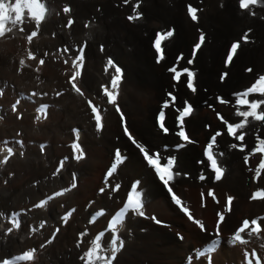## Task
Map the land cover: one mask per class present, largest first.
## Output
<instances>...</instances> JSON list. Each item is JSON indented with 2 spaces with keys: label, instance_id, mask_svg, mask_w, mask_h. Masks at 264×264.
<instances>
[{
  "label": "bare ground",
  "instance_id": "obj_1",
  "mask_svg": "<svg viewBox=\"0 0 264 264\" xmlns=\"http://www.w3.org/2000/svg\"><path fill=\"white\" fill-rule=\"evenodd\" d=\"M40 2L45 6V18L39 26L28 17L25 7L23 23L13 27L6 22V29L11 30L0 36V263L8 256L31 251L34 257L20 264H101L102 255L112 253L115 239L123 243L112 264H183L192 249L211 237L209 231L218 213L225 214L220 226L223 241L213 264L237 262L242 250L251 247H257L264 258V230L245 234L247 241L243 244L232 245L226 239L242 218L264 213V198L249 201L256 188H264V169H258L261 154L253 150L257 138L264 139V121L249 117L238 131V135L244 134L243 142L225 134L219 136L213 150L225 168L224 177L218 182L211 175L204 181L197 179L207 170L203 144L215 128L224 126L215 118V112H222L225 121L244 120L238 115L240 109L232 106L234 93L264 68V0L251 5L250 11L241 10L238 0ZM187 4L198 9L196 22L188 18ZM0 6L12 14L11 5ZM65 6L70 9L68 13L63 11ZM16 8L12 14L15 19ZM134 8L142 16L129 21ZM159 29L175 31L163 42L164 59L157 62L150 41ZM33 31L37 35L29 42L27 37ZM201 31L205 42L193 58ZM246 32L248 41L241 42L233 61L224 65L228 44ZM83 43L86 47L81 76L75 81L81 93H77L70 77L76 70L72 62ZM30 52L33 58H29ZM173 52L183 53V59L178 61ZM109 59L114 67L108 65ZM190 59L192 64H188ZM174 64L194 70L195 92L184 87L185 76L178 82L171 79ZM248 64L252 71L245 73L242 70ZM115 67H123L124 72L119 85L113 88L110 81L116 75ZM224 73L227 75L221 79ZM105 87L115 92V103L105 98ZM218 92L227 103H214ZM169 93L177 94L176 105L185 100L194 102V111L185 123L194 144L177 140L173 129L163 135L155 125L154 115ZM87 100L99 106V129ZM41 103L49 104L46 117L36 114ZM117 104L126 114L130 131L150 151L157 149L162 157H177L172 186L191 208L195 220L205 226L204 232L169 202L152 169L124 137L113 108ZM165 109L172 128V104ZM241 143L244 150H240ZM114 147H119L127 158L103 182ZM133 179L139 180L144 215L128 211L119 229L106 232L98 244H93L94 233L104 227L108 215L120 205ZM100 187L104 188L101 193ZM209 187L214 188V199L205 197L201 202L194 198V191ZM227 194L234 196L229 212L224 209ZM43 200L46 202L41 205ZM158 221L166 225L160 226ZM191 264H203V260Z\"/></svg>",
  "mask_w": 264,
  "mask_h": 264
},
{
  "label": "snow or ice",
  "instance_id": "obj_2",
  "mask_svg": "<svg viewBox=\"0 0 264 264\" xmlns=\"http://www.w3.org/2000/svg\"><path fill=\"white\" fill-rule=\"evenodd\" d=\"M19 3V7H20V18L19 19H15V16L13 17V13H15V8L17 6V0H15V3H6L5 0H0V4H5V5H11L12 8L10 9V11H12L11 15H8L5 17V19L3 20V29L0 30V36L4 35V32L6 30H11V29H6V22H10L12 24V26L14 27L17 23H23L24 20V9L25 7L27 8V12H28V17L30 19H34L37 26H39L40 22L45 18V6L43 3L40 2V0H18ZM125 3H127V0H125ZM258 3V0H249V2H246V0H238V6L241 10H249L250 11V6L251 5H256ZM139 7V4L136 5V8ZM33 8H36L38 10V14H33ZM63 11L65 13H68L70 11L69 7L65 6L63 8ZM134 15H130L128 16V20L129 21H133L136 19H139L142 16V13L136 12L135 8H134ZM187 12L191 18L192 21L196 22L198 20V9L196 7H193L191 5H188L187 7ZM72 24V20L68 21V26H71ZM22 30V29H21ZM174 29L173 30H169L166 33H157L154 39V49L158 54V60L157 62H159L160 60L164 59V50L162 49V42L168 40L169 38H171L174 35ZM251 30H249L250 32ZM37 35V31H33L28 37V41L31 42L33 37H35ZM249 39V34L246 32L242 35V37L240 38V40H237L236 42H233L230 46V50L226 55V66L228 64H230L233 61V58L237 55L238 49L241 47V40L244 42H247ZM205 42V35L204 33L201 31L200 35H199V42L194 44L193 47V58L195 57L196 53L198 50L201 49L202 45ZM65 51H68L67 49H65ZM29 58H33L32 53H29ZM180 59H183V56L181 54L180 57H178V61ZM77 61H80L79 64H77ZM39 63L42 65L44 64V60L41 59L39 61ZM65 63H67V61H65ZM193 63V59L188 60V64H192ZM21 65H24V61L21 60L20 61ZM83 65V56L78 55L72 62V67L74 69H76L73 74L70 77V82L72 83V88L80 93L81 89L79 87H77V84L75 83V81L77 80L78 77L81 76V68ZM108 65L113 66V61L111 59H109L108 61ZM171 71H173L175 73L174 79L176 81L180 80V77L183 73L187 74V83L186 86L188 89H190L192 92L196 91V87H195V73L189 69H183V73L182 72H177L176 68L174 67L173 69H171ZM247 71H252L250 68L247 69ZM115 72L116 75L112 76L111 78V86L113 88H116L119 83H120V68L115 67ZM227 75V73L222 74L221 79H223L225 76ZM253 93H258L262 96H264V75L259 76V78L256 80V82L250 87L248 88L242 95L244 97H247L250 94ZM104 94L107 95L108 97V101L109 103H115L116 102V95L113 92H109L108 89L105 87L104 88ZM241 95V94H238ZM172 102L174 103L175 101V97L172 96L171 97ZM89 103L91 104V101H89ZM237 104L238 105H246L248 107L249 110H244V111H240L238 110V115L243 117L244 120L241 123H237L235 125L229 123L227 124V132L230 136L234 137L235 139L243 142L244 140V134L241 133L239 136H237V131L244 128L245 124L247 123V120L249 117L254 118L256 121H264V110H261V105L264 104V100H254V101H249L246 98L245 99H238L237 100ZM168 105L166 104L165 107H167ZM46 107V106H44ZM92 112L94 113V119L97 125V128H101V114L99 112V109L97 106H92L91 108ZM119 111V108L117 109ZM192 112V107L191 106H186L183 108V110H181L179 112V116H178V123L181 126L180 127V131L178 133L179 137L181 138V140L183 142H187L190 140V137L185 133V131L183 130V123L184 120L187 116H189V114ZM164 120H165V113L163 111L160 112L159 114V126L165 131V133H167L168 129L165 127L164 124ZM125 131H127V128L125 129ZM222 133L217 132L213 137H212V141L215 142L216 137L221 135ZM258 139V145L254 148L255 152H260V153H264V139L261 138H257ZM182 146V145H180ZM178 146V147H180ZM75 147H79V145H75ZM208 152H207V158L208 160H210L211 164L210 167L212 170L215 171V180L219 181L221 179V176L223 174V170L220 166H218V161L217 159H215L213 157V153H212V144H209L208 146ZM233 147H236V145H233ZM244 145L241 143L240 145V150H244ZM9 154H11V150H9ZM82 156V153H81ZM145 156H147L148 162L152 165L155 166V170L157 171V173H159V178L164 182V184H169V181H171L173 179V172H172V164H173V159H170L167 161V166L166 167H161L160 166V161L159 159L153 160L151 156H148L147 153H145ZM81 158L80 156L77 157V159ZM7 158H5L6 160ZM258 169H264V159L261 160ZM260 171L257 170L256 172V177L259 178L260 176ZM201 179H203V177H201ZM75 185H73L74 187ZM169 192H172V188L168 189ZM203 195V194H202ZM209 195H213V193L210 191ZM252 199H257V198H264V192H257L255 193L252 197ZM172 199L175 201V203L177 205L181 204V200L178 196H176L175 194H173ZM232 202V198L229 197L228 198V205L230 206ZM41 205H37V207H39ZM142 208V201H141V196L138 193L136 196H128L127 198V205L125 208V211L127 210H132L133 212L138 213L139 215L143 216L144 213L141 211ZM185 212H188L187 208L183 209ZM191 218V217H190ZM123 219V216H119L114 218L111 221V228L113 230L116 229L117 225H119L121 223ZM261 218H255L252 219L251 221L245 219L242 222L241 227H239L234 236L232 237V243H236V241H241L242 243L244 242L242 239L241 234L244 233L246 231V229H249L251 226V231L248 232V235L250 236L252 233H259L261 231V226L259 224V220ZM224 220V216L222 214L218 213V222H217V235L219 234V228H220V223L223 222ZM196 223H200L199 221H196ZM201 228H203L204 226L201 224L200 225ZM9 231H11V229H9ZM113 257L112 259H114V253H115V239H113ZM33 253L30 251L28 253H25V256L22 257L23 259H30L32 257ZM89 256L92 255V252L90 251L88 253ZM200 255H204V252H201ZM247 256V253H246ZM253 257H256V253L255 251H253L252 253ZM17 259H21V258H17ZM3 264H12V262L10 261H4ZM106 264H111V259H109ZM247 264H252V259H248L247 260ZM255 264H261L260 259L258 257H256L255 260Z\"/></svg>",
  "mask_w": 264,
  "mask_h": 264
},
{
  "label": "rangeland",
  "instance_id": "obj_3",
  "mask_svg": "<svg viewBox=\"0 0 264 264\" xmlns=\"http://www.w3.org/2000/svg\"><path fill=\"white\" fill-rule=\"evenodd\" d=\"M236 39H237V40H240V37H239V38L237 37ZM174 53H175V52H173L172 55H173V57H174V56L176 57V55H175ZM179 53H181V52H179ZM250 66H251V65H249V64L246 65V67H250ZM246 67H245V68H246ZM245 68H243V70H242L243 72H245ZM245 73H246V72H245ZM217 94H222V92H218ZM222 95H223V94H222ZM224 97H225V96H224ZM214 103L217 104L215 101H214ZM217 105H219V104H217ZM174 129H175V127H173V130H174ZM164 146H166V145H164ZM200 146H201V144H200ZM210 188H211V187H210ZM99 192H100V191H99ZM202 192H203V194L205 195V191H202ZM193 196H195L194 198H195L197 201L199 200V201L202 202V200L200 199L201 191H199V192L194 191V192H193ZM206 197H208V196H206ZM249 197H250V196H249ZM211 199H212V198H211ZM183 216H184V215H183ZM184 217H185V216H184ZM185 218H186V217H185ZM211 218L213 219V216H212ZM151 219L154 220V216H152ZM196 226H197V225H196Z\"/></svg>",
  "mask_w": 264,
  "mask_h": 264
},
{
  "label": "clouds",
  "instance_id": "obj_4",
  "mask_svg": "<svg viewBox=\"0 0 264 264\" xmlns=\"http://www.w3.org/2000/svg\"><path fill=\"white\" fill-rule=\"evenodd\" d=\"M246 2H249V0H246ZM17 19L20 18V7H19V3L17 5ZM33 14H38V10L36 8H33ZM5 15H4V12H3V6H0V30L3 29L4 25H3V20L5 19Z\"/></svg>",
  "mask_w": 264,
  "mask_h": 264
},
{
  "label": "trees",
  "instance_id": "obj_5",
  "mask_svg": "<svg viewBox=\"0 0 264 264\" xmlns=\"http://www.w3.org/2000/svg\"><path fill=\"white\" fill-rule=\"evenodd\" d=\"M166 126V125H165ZM167 127V126H166ZM168 128V127H167Z\"/></svg>",
  "mask_w": 264,
  "mask_h": 264
}]
</instances>
